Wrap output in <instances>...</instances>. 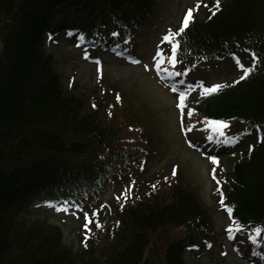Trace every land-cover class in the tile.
Instances as JSON below:
<instances>
[{
    "label": "trees",
    "instance_id": "obj_1",
    "mask_svg": "<svg viewBox=\"0 0 264 264\" xmlns=\"http://www.w3.org/2000/svg\"><path fill=\"white\" fill-rule=\"evenodd\" d=\"M155 1L0 0V264H185L191 229H206L199 185L180 170L174 178L149 175L144 194L126 202L111 239L78 256L62 245L57 228L25 217L45 193L103 182L117 162L108 133L151 121L132 109L138 99L117 79L66 82L46 37L80 31L84 41L122 38L144 27ZM176 39L182 66L233 54L250 64L248 56H257L251 73L190 104L188 116L204 126L194 130L198 138L210 133L239 142L212 196L221 200L223 193L241 223L264 226V0H220L218 8L216 0L202 1L200 16ZM166 49L171 54L170 43ZM205 117L227 121L224 135L212 133ZM188 210L199 213L185 218ZM175 228L183 236L170 241ZM154 236L156 249L145 252ZM259 238L264 242V233Z\"/></svg>",
    "mask_w": 264,
    "mask_h": 264
},
{
    "label": "rangeland",
    "instance_id": "obj_2",
    "mask_svg": "<svg viewBox=\"0 0 264 264\" xmlns=\"http://www.w3.org/2000/svg\"><path fill=\"white\" fill-rule=\"evenodd\" d=\"M196 4V0H158V8L156 10V18L153 19L151 25L135 40L136 60L133 65H125L119 61H113L109 57L105 59V72L113 79L121 80V86L125 91H129L138 100L133 105L142 109V116L144 118L151 117L153 126L148 128L150 139L152 138L158 144L160 150L159 159L167 158L170 155L178 156L182 162L181 167L185 170L187 177L191 178L200 186V192L206 205L213 206L215 204L211 201L209 189L211 180L209 178V169L213 167L210 156H215L213 153H198L188 150L185 139L181 135L183 128L180 124V111L176 106L178 95L172 91L170 81L161 75L160 68L157 69L154 65L155 53L161 46V41L168 30L174 29L185 10L191 8ZM59 38V41L62 40ZM47 49L60 57L57 68L64 74L65 78L69 76L74 77L81 83H93L95 71L94 65L87 62H81L79 53L72 48V43L69 41H62L59 44H52L50 41ZM119 62V63H116ZM148 67H145V66ZM155 67V68H154ZM240 67L236 61L226 60L217 64H212L205 71H178L177 77H182L191 85L201 83L203 86H210L212 84H221L231 80L233 77L241 73ZM163 78V79H162ZM195 89L194 91L198 90ZM199 92L189 94L194 98ZM184 132V131H183ZM167 155H162L163 153ZM214 168V167H213ZM212 168V169H213ZM113 187L106 186L103 190L101 199L105 200L111 196ZM87 213L85 210L83 212ZM35 216L39 219L46 218L54 224L61 225L64 232V237L67 242H71L74 236L80 235L79 221L73 215H61V211L56 209L48 211L44 208H35ZM215 222L220 224L226 223V220L220 213L213 214ZM222 235H218L217 241L211 252L204 251L199 260L200 264H252L248 261L245 255L240 257L235 256L230 251L225 259L219 255ZM229 246L226 247V250ZM238 250V248H237ZM239 254L240 250H239ZM225 255V256H226ZM193 256L196 258L195 254ZM192 261L197 262L191 256ZM218 261V262H216Z\"/></svg>",
    "mask_w": 264,
    "mask_h": 264
},
{
    "label": "snow or ice",
    "instance_id": "obj_3",
    "mask_svg": "<svg viewBox=\"0 0 264 264\" xmlns=\"http://www.w3.org/2000/svg\"><path fill=\"white\" fill-rule=\"evenodd\" d=\"M196 4L197 6H199L200 4V0H196ZM220 4V0H216V7L218 8ZM194 9L193 8H189L183 15V19L181 21V24L179 26L178 29L173 30V29H169L167 33L164 34L163 38H162V43L164 41H168L171 44V54L167 57V62L169 64H173L175 65L177 63V59H176V53L177 50L179 48V40L176 39V37L180 34L183 33L185 31V29L188 27L189 22L193 19L192 13H193ZM115 35V33H114ZM153 59L156 61L155 67L157 69L160 68L161 64L164 62L163 60V50L162 49H157L156 51V56L153 57ZM237 63L238 66L244 69V76H247L248 73L252 70L251 68H245V66L242 63H239V59L237 58ZM253 63H255V61H253ZM145 67H148L147 65ZM165 72H167V74L169 76H173V75H178V73L174 72V71H169L168 69H164ZM244 76L240 77L241 79L244 78ZM202 87V92L201 95H208L210 93H214L216 91H218L221 87H223V85L221 84H212L210 86H203ZM172 91H176L175 86L172 87ZM186 95L187 93L184 91H181L179 93L178 96V103H177V107L180 108L182 111L185 107V99H186ZM117 99H119V96H117ZM95 106V105H94ZM193 110H189L188 111V115L192 114ZM111 114V113H110ZM205 121V125L206 127L210 128L212 130V133L218 134L220 136H223L224 133L222 131L223 128H225L227 126V121L224 120H209L207 117L204 118ZM183 126V125H182ZM209 139H213V136L210 134ZM232 142L231 140H226L225 143H230ZM209 159L212 161L213 164H218L219 160L217 156H210ZM215 172L216 169L213 168L212 169V173H213V179H215ZM173 174H175V168L173 169ZM217 183L219 184V181H217ZM221 206L226 208V210L228 211V213L231 215L232 213V209L231 207H229L228 205L223 203V193H221ZM46 203H52L50 201H46ZM76 207H79V205H76ZM56 210L57 211H68V207H67V202L57 205L56 206ZM92 216L96 215V212H92L91 213ZM84 219L86 221H88V223H91V219L89 218V214L88 213H84ZM88 223H85L83 225L84 228H88ZM101 225L99 224V222L96 223V227H100ZM244 227V225L242 223H239L235 220H233V223L228 225V234L229 237L231 238L234 235L235 231H239L240 229H242ZM253 235H250L248 238L250 240H252L254 243H258L259 241L257 240V237L259 235H261L262 233H264V226H255L252 229ZM210 246V245H209ZM193 247H196V245H193ZM255 254V253H254Z\"/></svg>",
    "mask_w": 264,
    "mask_h": 264
}]
</instances>
